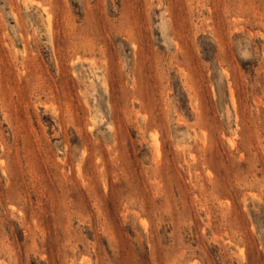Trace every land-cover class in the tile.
<instances>
[{"label":"rangeland","instance_id":"obj_1","mask_svg":"<svg viewBox=\"0 0 264 264\" xmlns=\"http://www.w3.org/2000/svg\"><path fill=\"white\" fill-rule=\"evenodd\" d=\"M0 264H264V0H0Z\"/></svg>","mask_w":264,"mask_h":264}]
</instances>
